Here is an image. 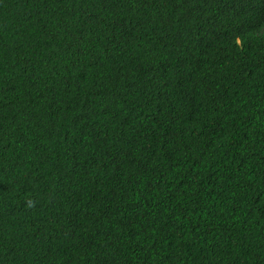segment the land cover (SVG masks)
Wrapping results in <instances>:
<instances>
[{"label": "trees", "instance_id": "16d2710c", "mask_svg": "<svg viewBox=\"0 0 264 264\" xmlns=\"http://www.w3.org/2000/svg\"><path fill=\"white\" fill-rule=\"evenodd\" d=\"M0 264H264V0H0Z\"/></svg>", "mask_w": 264, "mask_h": 264}]
</instances>
